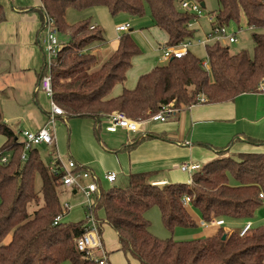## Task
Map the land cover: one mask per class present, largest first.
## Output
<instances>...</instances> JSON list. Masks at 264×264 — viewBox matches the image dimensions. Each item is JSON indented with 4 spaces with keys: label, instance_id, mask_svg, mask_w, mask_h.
<instances>
[{
    "label": "trees",
    "instance_id": "16d2710c",
    "mask_svg": "<svg viewBox=\"0 0 264 264\" xmlns=\"http://www.w3.org/2000/svg\"><path fill=\"white\" fill-rule=\"evenodd\" d=\"M183 0H41L37 10L44 20V10L54 18L58 32L69 36L54 60L52 71L54 100L67 117H91L96 121L114 111H122L136 120H145L163 104L174 102L179 110L196 103L205 95L207 103L235 99L245 92H257L264 82V32H253V55L242 50L232 54L229 46L209 44L210 60L206 69L192 52L182 58H171L142 74L134 88H124L108 97L117 84L126 81L134 57L142 53L132 35H120L116 48L97 68L96 54L83 53L87 46L107 41L100 25L91 29V19L68 24L67 9L79 10L102 6L115 16L128 13L144 16L146 8L154 25L165 31L167 45L179 44L193 37L188 27L192 13L181 8ZM203 3V0H198ZM216 22L229 24L245 14L251 28L264 29V0H218ZM44 10H43V7ZM6 20L0 6V24ZM45 74L44 66L41 77ZM41 79V78H40ZM0 134L6 141L0 152L13 151L8 163L0 162V264H95L76 247L75 239L87 230V220L60 222L62 212L59 188L63 171L54 173L40 156L38 146L27 151L6 122L0 107ZM256 142V141H251ZM147 173L131 174L129 183L103 190L93 213L100 233L103 223L118 234L120 247L137 264H264V225L251 228L245 235L220 228L211 236L193 240L162 239L150 231L146 212L157 206L166 228H197L199 223L188 210L184 197L207 223L218 218L252 221L264 204V153L243 152L221 155L204 164L192 175V183L153 184ZM233 177L235 184L231 182ZM40 187H37V179ZM32 203L37 205L33 213ZM99 212L103 213V217ZM226 238L223 239V235ZM11 236L8 242L5 239ZM110 255V253L108 252ZM133 264V263H129Z\"/></svg>",
    "mask_w": 264,
    "mask_h": 264
},
{
    "label": "crops",
    "instance_id": "0c3cea01",
    "mask_svg": "<svg viewBox=\"0 0 264 264\" xmlns=\"http://www.w3.org/2000/svg\"><path fill=\"white\" fill-rule=\"evenodd\" d=\"M41 4L40 0L39 6ZM39 6L15 7L17 24L14 29L19 56L14 50L10 58L0 60V107H4L3 115L8 113V107H14L15 115H19L17 128L9 123L11 116L4 117L16 133L23 129L37 131L47 126L54 135L52 150L65 160L72 158L79 165L91 169L100 179L101 188L102 179L106 180L105 173L110 170L117 173L116 181L120 179L121 187L126 186L130 175L136 173L149 174V181L153 184H190L194 172L183 170V164H194L201 168L219 157L222 151L226 155L264 153V92L259 90L242 93L226 102L192 104L171 115L166 122H154L149 129L142 125L138 132H128L122 128L116 132L108 131V116L96 121L91 117L66 115L65 118L57 117L53 124L49 123L51 109L44 108L38 100L43 67L41 72L32 70L29 64L23 66L21 58V55L37 52L34 39L37 33V42L40 40L42 18L37 10L32 9ZM139 61L128 70L125 83L115 85L108 97L120 95L124 88H134L139 77L153 69L152 60L146 58L141 63ZM19 134L17 138L22 139ZM59 193L77 197V193L63 186L59 188ZM187 207L199 227L187 229L190 232L176 228L174 233L181 237L198 229L202 232L200 237L214 235L220 228L231 233L237 230L222 227V221L231 225L247 222L243 219L218 218L207 223L191 203ZM260 211L264 219V209ZM103 235L102 231L106 247ZM119 247L120 243L112 246V249L118 250Z\"/></svg>",
    "mask_w": 264,
    "mask_h": 264
},
{
    "label": "rangeland",
    "instance_id": "374dc122",
    "mask_svg": "<svg viewBox=\"0 0 264 264\" xmlns=\"http://www.w3.org/2000/svg\"><path fill=\"white\" fill-rule=\"evenodd\" d=\"M205 3V6L202 7L203 14L197 19L193 18L191 22H193V26H191V29L194 31L193 37H190L189 40H191L192 44L189 47L190 52H192L195 56H197L201 63L203 64L205 61H208L210 64V60L207 54L206 45L199 42L200 39H203L205 37V34L210 29V23L208 21V17L211 15L216 14V12L219 10V2L218 0H203ZM201 3V2H200ZM37 4V5H36ZM40 0H0V6L2 7V10L5 14L6 20L3 21L0 24V60L2 58H10L12 53H14V50H16V56H19L18 49H16V39H15V29L14 26L17 24L16 16L17 13L15 12V7H26V6H39ZM195 16V14H193ZM66 19L68 24L72 25L75 23H78L82 20L91 19L92 22H98L100 26L103 28L105 32V36L107 41L105 43L96 42L93 43L86 48L82 50L83 53H92L96 54L98 56V67L105 61L107 56L110 54V52L116 48L118 41H116L119 36L124 32H119L117 30V26L121 23L130 22L131 24V30L126 31L132 35L134 40L137 42L139 47L142 50V53L133 61V64L138 63V61L141 63L144 59H150L152 60L153 67L158 65H165L168 62V59L163 58V45L166 41H168V36L165 31L161 30L159 27L154 25L152 14L149 8H146L144 16H131L128 13H119L115 16H113L109 10L102 6H96L91 7L84 10H79L75 7H70L67 9V15ZM228 28V31L231 33L236 34L238 37V41L235 43H229L223 42L222 44L225 46H229L230 52L232 54L238 53L239 51L246 50L249 52V54L253 55L254 53V46L255 43L253 41L252 35L253 32L256 31H262L264 32V29H255L251 28L247 24V20L245 17V14L242 12L240 15L239 21L237 20H231L229 21V24L226 25ZM40 40L37 42V33L35 35L34 44L35 49L37 52L35 54H25L21 55V58L23 57V66L31 67L32 70H37L41 72V69L46 61V57L42 48V39L44 36V33L40 34ZM58 38L61 43H66L69 40V36L58 32ZM13 44V45H12ZM29 46V45H28ZM32 73H34L32 71ZM125 83V82H124ZM122 83V84H124ZM31 94V101L33 105H35V101L33 99V94ZM38 100L39 103L47 109H51V99L45 91L41 88L40 92L38 94ZM2 109L4 110L3 105ZM14 107H8L7 112L5 113L4 117L11 116V122H9L14 128H17L19 126L20 120L19 115H15L16 112H14ZM5 111V110H4ZM148 119V118H147ZM145 120H138L141 122L142 125H144L145 128H150L151 124L154 122L159 121H146ZM24 130V129H23ZM105 131V129H104ZM17 133H20V131H17ZM118 134V133H117ZM6 141V137L2 134H0V151L1 147ZM40 156L43 159L44 163L47 166L51 165V162L53 161V153L52 149L54 147L42 144L38 146ZM8 152V151H7ZM68 158V157H67ZM202 168V167H201ZM102 177V176H100ZM120 180V179H119ZM117 180L114 184H111L110 182H107L106 180L102 179V189L108 190L114 185L120 186V181ZM231 182L235 184V181L233 177H231ZM41 183L40 179H37V187L39 189ZM123 184L122 186H124ZM62 187V186H61ZM62 189H60L61 191ZM61 202H69L72 207L67 211V213L63 217V222H78L80 220H87L89 215V209L86 204L85 196L81 193H77V197L71 194H61L60 195ZM1 202V197H0ZM37 208V205L35 203H32L29 207V211L31 213L34 212V210ZM261 209H264V204L257 210L255 218L251 221L255 227L264 225V219H262L261 216ZM100 216L103 217V213L99 212ZM264 214V212H263ZM146 216L151 221L150 225V231L156 235L159 238L167 239L169 237H173L175 240H193L202 238L201 235V229L198 230H192L194 233H189V235L185 236H179L178 234L171 233L165 226L162 214L160 209L157 206L152 207L150 210L146 212ZM198 222V221H197ZM248 222V221H247ZM245 225V222H237L233 225L221 222V226L228 229L237 230L238 232L240 229L243 228ZM103 232H104V240L106 244V249L111 254V262L112 264H137L138 260L131 256L130 254L126 255L123 251L120 250H114L112 249V246H117L119 244L118 234L115 231L114 228H112L109 224L103 223L102 224ZM184 229V231H191L187 230L190 228L180 227ZM226 232V230L224 229ZM226 233H230L229 231ZM204 237V236H203ZM11 236H8L5 239V242H8L10 240ZM62 264H71L69 261L63 262Z\"/></svg>",
    "mask_w": 264,
    "mask_h": 264
},
{
    "label": "built area",
    "instance_id": "2783aa9c",
    "mask_svg": "<svg viewBox=\"0 0 264 264\" xmlns=\"http://www.w3.org/2000/svg\"><path fill=\"white\" fill-rule=\"evenodd\" d=\"M43 7V6H42ZM202 4L198 0H183L181 3V8L184 11L195 14L198 19L202 14ZM44 10V7H43ZM210 23V29L205 34L203 39L199 42L208 46L211 43L219 42H229L235 43L238 41L236 34L228 31L226 25H221L216 22L215 15L208 17ZM98 24L93 23L91 29L97 27ZM193 22L188 23V27L191 28ZM130 22L122 23L117 26L119 32L130 31ZM44 33L42 39V48L46 57L44 63L45 74L42 75L40 80V88H42L47 96L51 99V111L49 113V123H55L57 117H66V111L54 100V89H53V79L52 71L54 66V60L58 57V54L63 48V43L60 42L58 38V30L55 26V21L52 16H50L46 10H44V20L42 22V27L40 34ZM192 44L191 40L187 39L179 44L163 45V58H182L186 56L190 50L189 47ZM206 69H209L208 61L203 63ZM259 91L264 92V82L261 83ZM207 101L205 95H199L197 97L196 103H205ZM195 103V104H196ZM179 111L175 107L174 102L163 104L159 111L150 115L146 121H159L166 122L169 117ZM108 116V125L106 129L110 132H116L118 129L122 128L128 132H138L141 129V122L127 116L122 111H114ZM22 139L18 141L24 144V151L22 153V159L25 161L27 158V151L34 147L46 144L54 147V135L47 126H43L37 131L25 129L19 134ZM52 151L53 161L51 162L50 168L54 173L64 172L62 176V186L70 188L75 193L81 192L85 196V201L89 209V215L87 218V230L86 232L75 239L77 249L84 254V257L93 261L95 264H112L108 251L104 245L102 234L100 233L99 225L97 219L93 213L97 205V200L102 193V188L100 187V179L98 176L89 168L79 165L74 159L68 158L63 159L60 155ZM13 156V151L0 152V162L8 163ZM183 170H188L195 172L200 168L198 165L194 164H183ZM104 178L110 182L114 183L117 179V173L113 170L107 171ZM264 198V194L260 195ZM186 204H190L192 199L190 196L184 197ZM72 207V205L65 201L62 203V212L55 218L54 224H59L63 221L64 215ZM252 222L248 221L245 223L243 228L239 231L240 235H245L251 228Z\"/></svg>",
    "mask_w": 264,
    "mask_h": 264
},
{
    "label": "water",
    "instance_id": "95a60500",
    "mask_svg": "<svg viewBox=\"0 0 264 264\" xmlns=\"http://www.w3.org/2000/svg\"><path fill=\"white\" fill-rule=\"evenodd\" d=\"M201 4H202L203 7L205 6V3L204 2L201 3ZM222 238L225 239L226 238V234H224Z\"/></svg>",
    "mask_w": 264,
    "mask_h": 264
}]
</instances>
